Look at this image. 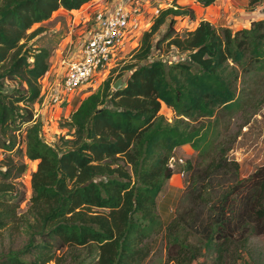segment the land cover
I'll list each match as a JSON object with an SVG mask.
<instances>
[{"label":"trees","instance_id":"16d2710c","mask_svg":"<svg viewBox=\"0 0 264 264\" xmlns=\"http://www.w3.org/2000/svg\"><path fill=\"white\" fill-rule=\"evenodd\" d=\"M87 1L0 0V147L12 149L23 130L22 154L37 159L28 219L22 218L27 239L19 250L0 254V264H140L154 230L165 243L161 264H234L249 237L264 233V163L239 177L226 147L204 159L219 112L241 104V75L250 69L264 75V17L234 30L199 19L178 33L171 19L193 18L192 8L173 2L159 9L133 60L115 74L111 67L79 101L70 115L72 136L56 148L41 137L31 107L50 65L49 49L24 47L20 39L38 33V26L26 31L56 8L73 10ZM166 19L164 32L152 40ZM162 41L185 58L152 57ZM125 72L123 84L112 89ZM183 143L198 155L194 164L182 163L189 170L188 204L163 224L156 195L172 175L173 148ZM24 168V162L0 168V228L17 219L23 192L14 179ZM238 264L253 263L243 258Z\"/></svg>","mask_w":264,"mask_h":264},{"label":"rangeland","instance_id":"374dc122","mask_svg":"<svg viewBox=\"0 0 264 264\" xmlns=\"http://www.w3.org/2000/svg\"><path fill=\"white\" fill-rule=\"evenodd\" d=\"M99 2L100 0H89L73 10L58 7L50 13L48 18L32 23L26 31L29 32L38 26L40 28L38 33L30 38L20 39V41L24 40V47L44 46L49 49L50 65L45 74L39 78L40 87H43L41 97L31 107L35 118L40 120L41 137L56 148L62 146L65 138L72 136L71 112L77 107L80 100L96 91L104 78L82 86L77 91L78 95H75L77 100L73 105L71 102H64L51 106L43 103L42 98L46 95L45 90H47L50 78L58 67L60 56L67 57L68 50L66 51V49L72 51L73 48L77 47L82 36L89 30L90 16ZM138 2L131 4L139 6V11L133 14L137 28L130 35L129 52L119 62V66H116L113 74L117 72L120 65L133 60L131 54L136 49L142 32L148 29L159 9L173 2L190 6L194 15L193 18L184 15L171 19L173 29L178 33L192 29L199 19H207L214 25H225L234 30L246 25L251 19L264 17V0H213L212 3L205 6L200 5V2L196 0H138ZM166 24L167 19L154 32L152 40L164 32ZM151 56L159 57L166 62L185 58L183 53L177 52L175 49H167L165 41L160 42L158 47L152 49ZM124 75L126 77L127 72ZM14 82L15 80L5 81L8 84ZM237 87L240 88L239 91L242 94L241 104L230 111L219 112L215 123V134L212 133L213 128L208 129V131L210 130L208 137L212 141V145L205 154L204 161L206 162L210 157H215L219 147H226L227 149L224 151L226 157L237 162L238 176L243 177L256 166L264 163V75L261 71L250 69L241 75ZM161 109L169 114L168 109L163 105ZM203 120L207 121L206 119ZM23 133V130L18 133L16 140L19 141L12 149L6 150L0 147V168L11 162L25 163L24 170L14 179L23 192L22 199L15 209L17 219L0 228V254L19 250L27 239L22 218L28 219L27 209L31 193L30 173L35 169L37 159H28L22 154ZM197 156V152L188 143L173 148L172 157L169 158L168 162L172 175L163 183L156 195V208L163 224L174 215L175 211L188 204L184 189L187 185L189 170L182 165V162L187 160L194 164L198 160ZM173 158L174 161L171 166L169 163ZM179 158L182 160L181 162L177 161ZM195 167L199 168L196 165ZM145 240L149 245V252L140 264H161L165 257L162 231L150 232ZM238 254L239 257L236 258L234 264H238L243 258L253 264H264V233L250 236L245 247ZM204 258L207 261L209 257L206 255ZM193 264L201 263L200 260H197Z\"/></svg>","mask_w":264,"mask_h":264},{"label":"built area","instance_id":"2783aa9c","mask_svg":"<svg viewBox=\"0 0 264 264\" xmlns=\"http://www.w3.org/2000/svg\"><path fill=\"white\" fill-rule=\"evenodd\" d=\"M133 2L139 3L138 0H100L90 16L89 30L77 47L72 51L66 49L67 57L60 56L43 103L53 106L71 102L82 86L102 80L111 67L119 66L129 52L130 35L137 28L133 14L139 11V6L131 5ZM42 90L41 86L38 99ZM173 160L169 163L171 166Z\"/></svg>","mask_w":264,"mask_h":264},{"label":"water","instance_id":"95a60500","mask_svg":"<svg viewBox=\"0 0 264 264\" xmlns=\"http://www.w3.org/2000/svg\"><path fill=\"white\" fill-rule=\"evenodd\" d=\"M124 79H125V75H124V73H123V74H120L119 76H117V77L111 82V87H112V89L119 88V87L123 84Z\"/></svg>","mask_w":264,"mask_h":264},{"label":"crops","instance_id":"0c3cea01","mask_svg":"<svg viewBox=\"0 0 264 264\" xmlns=\"http://www.w3.org/2000/svg\"><path fill=\"white\" fill-rule=\"evenodd\" d=\"M183 144H185V143H183ZM183 144H181V145H183Z\"/></svg>","mask_w":264,"mask_h":264}]
</instances>
